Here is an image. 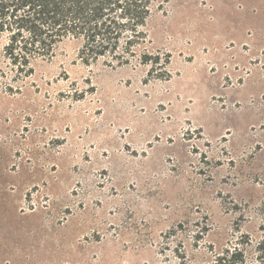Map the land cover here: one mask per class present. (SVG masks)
I'll use <instances>...</instances> for the list:
<instances>
[{
  "label": "rangeland",
  "instance_id": "374dc122",
  "mask_svg": "<svg viewBox=\"0 0 264 264\" xmlns=\"http://www.w3.org/2000/svg\"><path fill=\"white\" fill-rule=\"evenodd\" d=\"M150 8L128 63L0 34V264H264V0Z\"/></svg>",
  "mask_w": 264,
  "mask_h": 264
},
{
  "label": "trees",
  "instance_id": "16d2710c",
  "mask_svg": "<svg viewBox=\"0 0 264 264\" xmlns=\"http://www.w3.org/2000/svg\"><path fill=\"white\" fill-rule=\"evenodd\" d=\"M154 0H0V34L4 54L20 72L50 59L64 39L80 43L85 63L105 58L128 63L145 38ZM141 60L148 61L145 54Z\"/></svg>",
  "mask_w": 264,
  "mask_h": 264
}]
</instances>
